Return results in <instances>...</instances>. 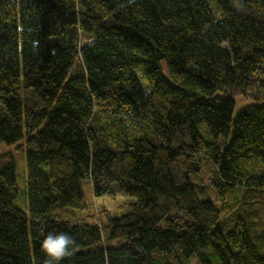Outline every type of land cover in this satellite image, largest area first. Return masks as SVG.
Returning <instances> with one entry per match:
<instances>
[{"label":"trees","instance_id":"1","mask_svg":"<svg viewBox=\"0 0 264 264\" xmlns=\"http://www.w3.org/2000/svg\"><path fill=\"white\" fill-rule=\"evenodd\" d=\"M23 139L0 264H49L47 231L76 241L59 264H264V0H0V143ZM85 179L133 200L90 223Z\"/></svg>","mask_w":264,"mask_h":264},{"label":"rangeland","instance_id":"2","mask_svg":"<svg viewBox=\"0 0 264 264\" xmlns=\"http://www.w3.org/2000/svg\"><path fill=\"white\" fill-rule=\"evenodd\" d=\"M136 73L139 76L140 81L144 84L146 78L141 76V69H137ZM235 107L233 109V116H235L244 106L250 104L252 101L241 95L235 96ZM24 142V139L13 144H6L4 142L0 143V155L10 153L13 156L15 163V173H16V182H17V204L24 209L25 212L28 211L29 203L27 196L28 188V170L25 159V152L23 149H20V145ZM82 205L85 207L83 212V217L90 222H96V210L100 211L101 219L104 220L102 212L104 211L106 215H119L120 211L118 210L119 206L123 204L124 199L133 200L132 197H122L118 196L115 198H110L106 195L94 197L91 190L90 181L85 179L82 181ZM97 209L95 210V207ZM127 248L135 250L131 244H127ZM187 264H198L196 259L190 260Z\"/></svg>","mask_w":264,"mask_h":264},{"label":"clouds","instance_id":"3","mask_svg":"<svg viewBox=\"0 0 264 264\" xmlns=\"http://www.w3.org/2000/svg\"><path fill=\"white\" fill-rule=\"evenodd\" d=\"M41 250L50 258L49 264L59 262L72 254L76 241L69 232L47 231L41 241Z\"/></svg>","mask_w":264,"mask_h":264}]
</instances>
